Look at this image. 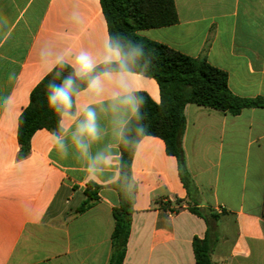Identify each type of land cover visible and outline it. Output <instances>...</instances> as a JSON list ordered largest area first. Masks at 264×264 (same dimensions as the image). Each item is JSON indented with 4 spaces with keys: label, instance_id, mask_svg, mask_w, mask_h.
I'll list each match as a JSON object with an SVG mask.
<instances>
[{
    "label": "crops",
    "instance_id": "crops-1",
    "mask_svg": "<svg viewBox=\"0 0 264 264\" xmlns=\"http://www.w3.org/2000/svg\"><path fill=\"white\" fill-rule=\"evenodd\" d=\"M174 3L176 24L139 34L192 58L205 56L228 74L239 97L264 96V0ZM108 43L101 0H0V264H110L121 140L108 117L97 108L106 134L88 157L68 139L59 147L63 130L35 132L24 157L18 141L20 116L56 61L68 65L86 51L103 64ZM129 73L131 89L159 104L156 80ZM89 100L85 94L76 102ZM185 118L182 145L194 189L189 195L163 139H141L124 264H196L193 240L204 239L209 227L191 212L195 206L219 217L210 228L214 264H264V108L233 116L188 104ZM101 152L113 163L97 162L90 172ZM91 183L100 187L99 200L77 214Z\"/></svg>",
    "mask_w": 264,
    "mask_h": 264
},
{
    "label": "trees",
    "instance_id": "trees-1",
    "mask_svg": "<svg viewBox=\"0 0 264 264\" xmlns=\"http://www.w3.org/2000/svg\"><path fill=\"white\" fill-rule=\"evenodd\" d=\"M101 6L109 37H112L113 43L119 42L128 72L151 77L159 85V104L147 94H137L145 101L142 110L145 119L141 123L148 130L147 136L163 139L167 153L177 158L180 179L190 195L194 185L182 145L186 129L185 107L196 104L236 116L243 109L264 108V96L239 97L229 89L228 74L212 66L205 56L192 58L139 34L142 30L176 24L178 18L174 0H101ZM111 67L116 69L117 65L112 64ZM104 69L105 65L100 64L96 71ZM71 71L67 64L57 65L31 93L30 104L19 120L18 141L21 157L28 154L31 139L38 130L47 129L56 134L61 133L58 118L47 107L46 87L50 82L55 83L61 77L68 76ZM76 83L81 89L86 87L81 81ZM129 127L131 131H127L124 140L120 142L119 179L112 184L118 194L119 206L113 209L115 226L110 264H124L133 222L136 186L132 179V162L137 145L143 137L137 135L135 122ZM99 189L93 183L87 186L86 199L77 208V214L93 207L99 200ZM177 202L180 203L179 200ZM190 210L203 218L209 227L204 239L196 237L193 240L196 264H214L210 228L219 217L207 208L195 206Z\"/></svg>",
    "mask_w": 264,
    "mask_h": 264
},
{
    "label": "clouds",
    "instance_id": "clouds-1",
    "mask_svg": "<svg viewBox=\"0 0 264 264\" xmlns=\"http://www.w3.org/2000/svg\"><path fill=\"white\" fill-rule=\"evenodd\" d=\"M56 63L63 64L65 61L61 58ZM102 63L105 69L97 72L98 63L93 56L81 51L75 55L74 60L68 62L71 73L61 77L58 82H50L46 87L47 107L58 118V126L65 134L64 137H57V144L63 149L64 139H68L75 151L85 157L89 156L91 148L106 134L100 126V112L108 117L113 134L118 140H124L126 132L131 131L129 126L133 122L137 124L135 131L138 136L149 134L141 123L145 119L142 115L145 101L131 89L128 79L131 73L121 54L119 42L113 43L111 36L108 54L103 57ZM112 64H116L117 68L113 69ZM76 81L83 82L86 87L81 89ZM106 91H109V102L105 108ZM85 94L90 96L89 102L77 104V98ZM98 107L100 112L97 111ZM97 162L110 165L113 157L98 153L89 165L90 172H95Z\"/></svg>",
    "mask_w": 264,
    "mask_h": 264
}]
</instances>
